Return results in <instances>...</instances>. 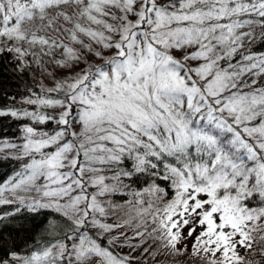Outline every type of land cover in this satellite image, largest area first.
<instances>
[{"label": "snow or ice", "instance_id": "6c2138e0", "mask_svg": "<svg viewBox=\"0 0 264 264\" xmlns=\"http://www.w3.org/2000/svg\"><path fill=\"white\" fill-rule=\"evenodd\" d=\"M256 27L264 28V0H0V54L21 67L49 56L67 70L42 89L56 98L23 101L55 115L0 111L57 126H25L21 145H3L26 162L0 184V206L15 205L0 221L47 210L56 219L46 231L57 238L0 264H133L110 246L114 229L134 220L135 237H147L120 243L135 250L151 240L144 253L152 249L153 261L188 252L178 247L188 239L198 264L264 261V52H241ZM106 169L115 181L162 177L172 196L153 184L134 194L151 200L129 201L128 219L106 223L124 208L102 199L119 191Z\"/></svg>", "mask_w": 264, "mask_h": 264}, {"label": "trees", "instance_id": "16d2710c", "mask_svg": "<svg viewBox=\"0 0 264 264\" xmlns=\"http://www.w3.org/2000/svg\"><path fill=\"white\" fill-rule=\"evenodd\" d=\"M254 36L255 39L250 43H246L245 48L241 49V52H264V28L256 27ZM61 38L64 39L63 37ZM65 42L67 43L68 41L65 40ZM76 47L85 55L87 60L91 62V54L85 53L84 49L80 48L79 45H76ZM34 51L39 53V48L34 49ZM56 59H59L58 53L56 54ZM97 62L99 61L97 60ZM66 71V69L59 67L49 56L28 57L27 66L21 67V62L17 61L13 54H0V111L17 109L21 106H25L26 110L37 112V108L39 107L25 104L23 101L32 93H38L41 96L50 95L56 98V93L47 94L45 91H42V89L46 90L50 88L49 86L55 83L56 78L58 76H63ZM43 109L48 113H52V111L55 113L54 109ZM37 113L44 114L43 112ZM25 124L32 125L39 129H45L49 126L48 122L38 124L30 118L18 119L12 116H0V137H6L10 140L16 139V136L22 132V128ZM55 127L57 126L55 125ZM17 155L18 154H0V184L6 182L17 172L22 170L26 161L14 158ZM120 167L125 170H131L132 161L125 160ZM157 171L163 172V167L161 166ZM103 174L109 178L110 184H115L119 188V191L104 198L112 204L124 206L122 210L114 211L106 219L101 218L106 223H117L125 220L126 218L122 215V212L129 206V201L135 202L140 198L146 200L147 197H150L147 194H144L142 197H137L134 194L143 192L144 189L153 184L158 185L168 194L166 199L172 196L169 182L163 180L162 177L157 178L149 172L136 173L131 178L122 176L119 181L111 179L115 174V169H106ZM255 203L256 201L253 200V204ZM14 208L15 205L0 206V214L11 211ZM55 219L56 214L47 210H41L36 213L22 210L15 216H10L0 221V256L7 259L11 253H16L23 258L28 256L34 249L38 251V242L43 244L57 238L49 235L46 231L49 222ZM134 226L135 224L123 228H116L111 233L112 236L118 237L116 245L110 246L116 254L133 257V264H198V261L173 260L170 258L169 254L158 255L155 261H153L150 255L152 249H149V253H144V248H148L149 244H152L151 240H148L147 243H143L140 248L135 250L121 244L120 241L125 239H127L130 244H140L141 241L145 240L147 235H145L142 240L138 241L141 237H135ZM122 232L126 235L121 236L120 233ZM152 248H155V246L152 245ZM256 260L260 261V264H264L261 258H257ZM17 264H23L22 260H20V262L18 261Z\"/></svg>", "mask_w": 264, "mask_h": 264}, {"label": "rangeland", "instance_id": "374dc122", "mask_svg": "<svg viewBox=\"0 0 264 264\" xmlns=\"http://www.w3.org/2000/svg\"><path fill=\"white\" fill-rule=\"evenodd\" d=\"M84 52L85 53H88L85 49H84ZM81 55L84 57L85 60H87V58L85 57L84 54L81 53ZM58 56H59V59L62 58L59 54H58ZM90 57H91V55H90ZM80 67L81 68L85 67V64L84 63H81L80 64ZM59 77H61V76H58L57 78H59ZM52 86H53V84H51L49 87H52ZM36 107H39V106H36ZM22 109L23 110H26V107L25 106H21V107L17 108L16 110H22ZM54 111L56 113L58 110H54ZM37 112H43L44 114H48V115H55V113L53 111H52V113H48V112L45 111V109H43L41 107L37 108ZM48 123H49V126L46 127L45 129H39V128L34 127L32 125H29V124H25L23 126V128L25 126H32V127L36 128L38 131L51 133L54 129H56V127H55V124L53 122H48ZM23 128H22V132H20V134L18 136H16L17 137L16 139L10 140V139H8L6 137H4V138H1L0 137V148L3 149V150H0V154H19L20 153V148L19 147H17V148H6V147H3V145L6 142L7 143L16 144V145H21L24 142V139H23V137H24ZM106 183H109L110 184V181L109 180H106ZM6 195H7V193H6ZM18 195L24 196L28 200V199H31V197L33 195H35V193H23V192H20V193H18ZM102 199L105 200V201H107L106 198H102ZM151 199H152V197H147L146 201L151 200ZM165 199H166V197H165ZM130 207H131V205H129L127 207V209L122 212V215L126 219H128V216H126L125 213L129 210ZM132 215H135V212L134 211L132 212ZM136 222L137 221L134 220L133 221V224H136ZM184 232L186 233V229L184 230ZM145 235H147V233ZM142 239H143V237H141L140 239H138V241H140ZM183 244H186L188 246L189 251L186 252V253H184L183 255H180V256H172L171 254H169L170 255V258H172L173 260H176V261H198V259H199L198 257H193L190 254L191 253V246H192L191 239H188L186 241H183L181 245H178V247L183 246ZM153 246L156 247L155 244H153ZM241 255H244V252L243 251H241ZM257 258H260L259 255H257L256 257H254L255 260ZM19 262H20V260H19ZM17 263H18V261L15 262V264H17Z\"/></svg>", "mask_w": 264, "mask_h": 264}]
</instances>
